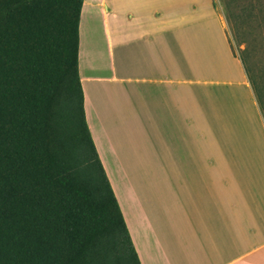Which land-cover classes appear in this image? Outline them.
I'll use <instances>...</instances> for the list:
<instances>
[{"label":"crops","instance_id":"obj_1","mask_svg":"<svg viewBox=\"0 0 264 264\" xmlns=\"http://www.w3.org/2000/svg\"><path fill=\"white\" fill-rule=\"evenodd\" d=\"M96 3L107 62L81 71L83 0L86 120L126 172L152 264H264V115L213 0Z\"/></svg>","mask_w":264,"mask_h":264},{"label":"trees","instance_id":"obj_2","mask_svg":"<svg viewBox=\"0 0 264 264\" xmlns=\"http://www.w3.org/2000/svg\"><path fill=\"white\" fill-rule=\"evenodd\" d=\"M83 0H0V264H141L85 112Z\"/></svg>","mask_w":264,"mask_h":264},{"label":"rangeland","instance_id":"obj_3","mask_svg":"<svg viewBox=\"0 0 264 264\" xmlns=\"http://www.w3.org/2000/svg\"><path fill=\"white\" fill-rule=\"evenodd\" d=\"M96 6V0H84L81 27V71H84L85 67L107 62L106 42ZM213 8L221 19L234 53L239 55L244 63L264 115V0H213ZM88 13L92 14L89 18ZM199 18H205L200 17V11ZM213 52L210 49L206 50V54L210 53L208 57L212 59V62L216 60ZM211 73L212 71L207 74ZM220 89L219 85H215L216 92ZM201 91L212 93L214 89L210 84L208 87L200 88ZM221 109L222 107L219 106L215 111L220 112ZM218 112L215 113L218 114ZM88 125L110 183L129 223L134 224V217L137 216L131 201L126 172L114 155L104 127L92 114L89 115ZM137 221L136 225L131 224L136 245L144 264H152L154 260L152 255H157V249L139 217Z\"/></svg>","mask_w":264,"mask_h":264}]
</instances>
